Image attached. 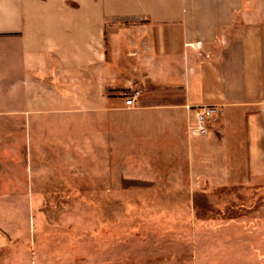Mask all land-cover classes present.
<instances>
[{
    "label": "crops",
    "instance_id": "obj_1",
    "mask_svg": "<svg viewBox=\"0 0 264 264\" xmlns=\"http://www.w3.org/2000/svg\"><path fill=\"white\" fill-rule=\"evenodd\" d=\"M0 39V200L35 198L12 191L32 140L49 176L77 167L66 120L84 113L88 167L187 191L194 264H264L263 210L245 206L264 193V0H0ZM195 106L219 107L207 137ZM232 190L233 209L194 206Z\"/></svg>",
    "mask_w": 264,
    "mask_h": 264
},
{
    "label": "rangeland",
    "instance_id": "obj_2",
    "mask_svg": "<svg viewBox=\"0 0 264 264\" xmlns=\"http://www.w3.org/2000/svg\"><path fill=\"white\" fill-rule=\"evenodd\" d=\"M4 43L0 39V48ZM90 117L81 113L66 120L76 128L71 137L76 140L75 169L62 164L49 176L50 165L35 167L32 140V151L22 160L30 179L21 186L13 178L12 191H27L35 198L0 200V264H194L187 191L167 192L170 185L123 177L116 168L88 167L84 128L96 121ZM98 126L107 127L101 122ZM54 152L61 156L68 150ZM38 171L49 177H38ZM235 192L195 195L194 206L208 209L214 197L231 203ZM247 201V209L262 208L264 214V193L261 200Z\"/></svg>",
    "mask_w": 264,
    "mask_h": 264
},
{
    "label": "built area",
    "instance_id": "obj_3",
    "mask_svg": "<svg viewBox=\"0 0 264 264\" xmlns=\"http://www.w3.org/2000/svg\"><path fill=\"white\" fill-rule=\"evenodd\" d=\"M140 94V90H134L131 93H124L123 108L126 110L137 108V100L140 97ZM218 110L219 107L217 106L192 107V122L188 127L189 134L195 137H207L210 131V126L218 115Z\"/></svg>",
    "mask_w": 264,
    "mask_h": 264
}]
</instances>
